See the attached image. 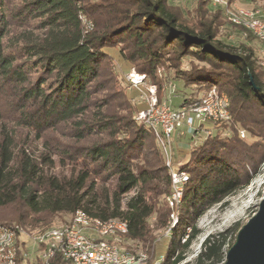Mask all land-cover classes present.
Segmentation results:
<instances>
[{
  "label": "trees",
  "instance_id": "16d2710c",
  "mask_svg": "<svg viewBox=\"0 0 264 264\" xmlns=\"http://www.w3.org/2000/svg\"><path fill=\"white\" fill-rule=\"evenodd\" d=\"M80 14L92 29L84 31ZM224 23L208 0L191 10L168 0H0V224L40 231L82 209L126 221L125 247L153 248L169 213V170L152 130L134 118L138 107L117 86L114 60L121 59L158 92L174 85L179 106L212 85L229 97V120L201 122L210 134L178 164L188 181L161 263L221 264L240 225L207 234L186 261L196 220L225 206L264 163V70L248 44L218 36ZM48 264L67 262L55 255Z\"/></svg>",
  "mask_w": 264,
  "mask_h": 264
},
{
  "label": "built area",
  "instance_id": "2783aa9c",
  "mask_svg": "<svg viewBox=\"0 0 264 264\" xmlns=\"http://www.w3.org/2000/svg\"><path fill=\"white\" fill-rule=\"evenodd\" d=\"M208 3L213 9L219 8L230 25L240 27L244 32L249 31L255 38L264 41V7L228 0H208ZM79 17L84 31L92 29L90 20L82 14ZM126 77L130 86L146 83L145 74L135 70L127 73ZM169 89L174 90V85H170ZM147 91L148 105L138 110L134 118L152 130L169 170L170 191L165 198L172 211L164 226V235L170 237L178 221L183 189L188 181V173L172 164L170 142L176 134L185 135L182 127L191 131V138L194 139L201 122L229 120L230 100L215 85L198 100L178 107H172L166 100H159L155 84H147ZM203 130L205 135L210 134V129ZM240 135L244 136V130L240 131ZM127 231L124 220H102L82 209L75 210L67 221L40 231L20 230L18 233L16 228L0 224V264H48L55 255H60L67 264L162 263L163 257L159 261L153 260V248L146 250L141 246L127 248L122 245ZM189 232L190 227H187L181 236L182 242L187 240Z\"/></svg>",
  "mask_w": 264,
  "mask_h": 264
},
{
  "label": "rangeland",
  "instance_id": "374dc122",
  "mask_svg": "<svg viewBox=\"0 0 264 264\" xmlns=\"http://www.w3.org/2000/svg\"><path fill=\"white\" fill-rule=\"evenodd\" d=\"M170 3L179 6L183 10H191L198 0H168ZM242 4L253 5V2H242L236 1ZM264 0H261L254 4L262 5ZM211 7V6H210ZM218 36L224 40L226 43L233 45H239L242 43L248 44L252 48L253 58L256 63L262 67L264 70V41L252 37L249 41L245 38L246 33L243 30H238L231 25L224 23L219 26ZM114 53H116L114 51ZM115 55V54H114ZM188 57L184 59L185 64H188ZM115 65L118 71V81L117 86L120 88H125L129 97H131V102H133L139 110L145 109L148 105L147 97V84L149 81H146L145 84H139L137 86H130L129 81L127 80V73L134 68H129L121 59L115 61ZM136 71V70H135ZM162 68L158 69V73H162ZM137 72V71H136ZM264 74V72H263ZM171 84L165 83L162 85L161 90L158 92L157 97H161V100H166L172 107H178L181 102V97H174V90H170ZM176 88L179 90L184 89L185 92H189L190 88H181L179 83H176ZM135 115V114H134ZM206 128V124L203 128H200L197 132V135L194 139L191 138V131L184 129L185 135L180 136L176 134L173 136V139L170 142L172 149V164L174 167H178L179 163L184 162L187 159V152L191 150L193 144H195L199 139L205 137V132L203 129ZM241 131V130H240ZM245 136L247 133L244 131ZM156 142V141H155ZM157 144V143H156ZM189 146V147H188ZM176 162V163H175ZM178 162V163H177ZM264 196V163L260 167L258 174L254 176L252 181L244 188L238 190L237 192L231 194L225 200L227 201L225 206L220 204H214L206 209L196 220V228L198 230L196 236L191 241V244L188 247L186 261H190L194 258L195 254L199 250V245L202 239L210 233L220 232L224 229L230 227L233 223L238 222L240 227L253 215L258 209V204L262 197ZM164 201L169 208L168 217L166 224L170 219L171 208L166 201L164 196ZM155 217L149 219L150 222H153ZM69 217H55L53 219V224L61 223L68 220ZM190 227V226H189ZM239 227V228H240ZM164 228L162 227L157 231V238L153 242V260L159 261L166 252L167 244L169 238L164 235ZM191 232V227H190ZM189 232V234H190ZM236 235V234H235ZM230 236L232 234L230 233ZM189 237V236H188ZM188 239V238H187ZM151 252V251H150Z\"/></svg>",
  "mask_w": 264,
  "mask_h": 264
},
{
  "label": "water",
  "instance_id": "95a60500",
  "mask_svg": "<svg viewBox=\"0 0 264 264\" xmlns=\"http://www.w3.org/2000/svg\"><path fill=\"white\" fill-rule=\"evenodd\" d=\"M221 264H264V196L255 214L237 230Z\"/></svg>",
  "mask_w": 264,
  "mask_h": 264
},
{
  "label": "crops",
  "instance_id": "0c3cea01",
  "mask_svg": "<svg viewBox=\"0 0 264 264\" xmlns=\"http://www.w3.org/2000/svg\"><path fill=\"white\" fill-rule=\"evenodd\" d=\"M240 3V2H239Z\"/></svg>",
  "mask_w": 264,
  "mask_h": 264
}]
</instances>
